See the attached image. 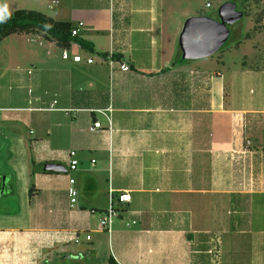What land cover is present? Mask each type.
<instances>
[{"label": "crops", "instance_id": "1", "mask_svg": "<svg viewBox=\"0 0 264 264\" xmlns=\"http://www.w3.org/2000/svg\"><path fill=\"white\" fill-rule=\"evenodd\" d=\"M173 1L51 0L50 16L82 22L77 36L94 46L73 43L70 59L40 37H7L24 43L0 71L8 144L0 151V199L24 181L29 188L20 210L0 213L10 222L0 226V264H36L41 250L90 264L111 257L118 264H264V91L257 104L238 103L236 92L264 67L235 65L229 89L223 71L204 64L210 57L180 61V19L191 14ZM111 52L130 70L111 69L101 55ZM77 53L95 62H74ZM35 114L37 137L27 139L23 127L36 133ZM96 121L102 128L92 131ZM72 152L79 164L71 176ZM239 154H255V170L239 172ZM47 163L67 173L45 171ZM111 190H128L132 200L105 231L99 220ZM21 217L25 225L16 223ZM243 239L249 246L238 254Z\"/></svg>", "mask_w": 264, "mask_h": 264}, {"label": "rangeland", "instance_id": "2", "mask_svg": "<svg viewBox=\"0 0 264 264\" xmlns=\"http://www.w3.org/2000/svg\"><path fill=\"white\" fill-rule=\"evenodd\" d=\"M51 0H43V5H39L37 0H0V13H11L18 9H34L39 10L42 12H45L49 15H51V12L53 10H50L47 8V3H49ZM171 4V0H168ZM226 1H232L238 4V7L244 11V17L241 21L236 22L233 24L230 28L231 34L230 38L227 42V44L224 47V51L221 53L218 52L213 57H210L206 59L207 61L204 64H208L206 66H209L210 70H217L221 69L224 73V77L226 80V83L228 85V88L230 89L229 85L232 80V71L236 69L237 64L241 65V63L244 61L245 64L251 66V67H264V0H220L219 2H216V6L213 8H207L205 6L206 0H174L175 3V9L179 11L188 12L191 16H198V15H207L213 18L218 17V9L219 6L226 2ZM172 3V6L174 5ZM178 12H176L177 14ZM180 14V13H179ZM181 17V16H180ZM186 18H181L180 21H183V25ZM21 39H18L17 36H12L11 38H7L5 41L0 43V71L4 69L5 63H7L9 59L8 53L12 49L15 50H21L22 48ZM47 47H41L40 50H44ZM190 64H196L195 61H189ZM201 62V61H198ZM197 64H200L198 63ZM224 62V63H223ZM259 78L256 81H252L250 83H245L242 88H239L236 90L238 93L237 102L240 104H248L253 101H255L257 104L258 99L255 100L256 96H260L262 94V91L264 89L262 88L264 86V69L262 71L258 72ZM205 80L202 79L197 83L200 85V87H206L209 80L207 76H205ZM6 92V91H5ZM5 92H0V104H2V100L4 97L1 98L2 95L5 96ZM228 96V93L225 94ZM1 108V107H0ZM3 111V109H1ZM33 115V114H32ZM34 123H32V129L35 134H29V128L23 127L24 134L26 135V138L29 139L31 137H37V130H36V114L33 116ZM1 127H0V151L5 152L7 150L8 144L4 141V138L2 136ZM256 134H260V132H257ZM254 143H247L248 148L254 149L256 145H253ZM255 153V152H254ZM243 157L236 156L235 160L238 162V168L239 172H247L250 173L251 171L255 170L257 167L256 161H258V158L251 159L248 155L245 156V154H239ZM248 160V163H247ZM254 161V162H253ZM1 162V160H0ZM253 162V163H252ZM251 164L252 166H248L247 164ZM1 169V168H0ZM241 170V171H240ZM255 172V171H254ZM69 175H75V171L71 170L69 171ZM25 182V181H24ZM18 189L14 188L15 190H10L8 195H3V197L0 199V213L8 214L12 211L17 212L20 210L19 204L20 201H23V198L28 195V188L26 185L22 184ZM13 184H15L14 180L12 181ZM254 184V183H253ZM17 187V186H12ZM255 189V187H254ZM263 214V216H259V224L258 227L263 228L264 227V208L260 209V213ZM0 226L2 225H9L10 222H7L5 217H0ZM116 219V218H115ZM114 219V220H115ZM5 223H3V222ZM16 223L21 224L23 221V224H26L25 217H21V219L17 220L15 219ZM25 222V223H24ZM22 224V225H23ZM5 227V226H2ZM226 243V242H225ZM224 246L226 247V257L228 254H231V251L229 250L232 245L227 246V243ZM249 246V243L243 240H238L236 243V246L238 248V254L245 252V247ZM6 248V246H3ZM39 253V252H38ZM39 258L34 261L36 264H90V261L88 259L82 258V259H67L63 258L59 255V251L56 250H49L44 251L41 250L39 253ZM221 255V254H220ZM222 262L224 263V258L222 259ZM238 262V261H237ZM234 263V262H233ZM238 264H245L244 262H239Z\"/></svg>", "mask_w": 264, "mask_h": 264}, {"label": "water", "instance_id": "3", "mask_svg": "<svg viewBox=\"0 0 264 264\" xmlns=\"http://www.w3.org/2000/svg\"><path fill=\"white\" fill-rule=\"evenodd\" d=\"M244 17V11L238 4L226 1L219 6L218 17L207 15L187 18L178 38V47L184 61H195L214 56L227 44L231 26ZM44 170L53 173H67L61 164L47 163ZM82 258L83 254L70 256Z\"/></svg>", "mask_w": 264, "mask_h": 264}, {"label": "trees", "instance_id": "4", "mask_svg": "<svg viewBox=\"0 0 264 264\" xmlns=\"http://www.w3.org/2000/svg\"><path fill=\"white\" fill-rule=\"evenodd\" d=\"M77 28L78 24L56 20L52 16L38 10L18 9L14 12L0 15V42L12 34H26L54 42L62 49L69 50L73 43H78L83 48L93 51L94 46L91 42L72 35V31ZM101 55L106 56L107 53H102ZM179 60L185 62L181 57ZM35 171L36 169H34ZM109 264L118 263L111 257Z\"/></svg>", "mask_w": 264, "mask_h": 264}, {"label": "built area", "instance_id": "5", "mask_svg": "<svg viewBox=\"0 0 264 264\" xmlns=\"http://www.w3.org/2000/svg\"><path fill=\"white\" fill-rule=\"evenodd\" d=\"M219 1L220 0H206L205 6L207 8H213L214 6H216L215 3ZM82 25L83 23L80 22L78 24V28L72 31L73 36L78 35L79 27ZM61 55L63 59H70L71 52L68 49H62ZM72 60L78 63H81L85 60L88 64H92L95 62L93 57L84 59L83 56L79 53L73 54ZM106 60L108 61V64L110 65L111 69H114V64L118 63L120 64L119 66L120 70H123V71L130 70V66L124 62H120L116 60L114 57V53L112 52L106 55ZM55 103H57L56 100L54 101V104ZM0 118H1V109H0ZM97 128H102V124L100 121L94 122L93 126L91 127V130L95 131ZM71 155L73 156V158H71L70 164L68 166V170L70 171L77 169V166L79 164L78 160L74 158L75 153L72 152ZM74 183H75V179L71 178L70 186L68 188V196H69L70 203L72 205L75 204L78 200V191L76 187L74 186ZM131 200H132V194L130 191L124 190V191L118 192V194L115 195L114 190H111V192L109 193L108 207L101 213V216H100L99 224H100L101 230L110 231L113 225L114 219L119 217V215L121 214L120 205L129 203L131 202ZM89 238L90 236H88V239Z\"/></svg>", "mask_w": 264, "mask_h": 264}, {"label": "snow or ice", "instance_id": "6", "mask_svg": "<svg viewBox=\"0 0 264 264\" xmlns=\"http://www.w3.org/2000/svg\"><path fill=\"white\" fill-rule=\"evenodd\" d=\"M0 15H2V13H0Z\"/></svg>", "mask_w": 264, "mask_h": 264}]
</instances>
